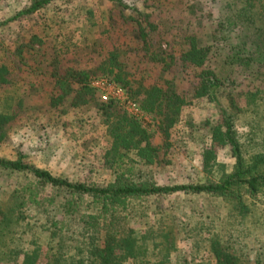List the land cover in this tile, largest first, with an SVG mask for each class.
<instances>
[{"label":"trees","instance_id":"16d2710c","mask_svg":"<svg viewBox=\"0 0 264 264\" xmlns=\"http://www.w3.org/2000/svg\"><path fill=\"white\" fill-rule=\"evenodd\" d=\"M57 1L28 0L12 15L0 17V29ZM108 1L122 10L132 9L134 32L151 52L157 28L152 12L124 0ZM221 1V17L211 33L187 28L181 38L176 34L178 52L173 48L167 57H151L166 73H173L175 65L193 73L190 91L180 89L176 76L152 84L134 78L117 46L98 51L96 67L62 66L61 53L80 44H57L59 53L45 71L57 94L50 106L56 109L68 101L74 109H95L108 140L100 162L113 180L104 185L74 181L32 164L21 152L13 158L0 155V179L7 181L0 193V264H264V246L250 253L251 242L257 243L260 231L264 235V208L259 205L264 198V84L257 83L264 77V0ZM87 13L94 16L92 9ZM44 29L49 36V27ZM38 38L32 34L27 43L18 35L14 48L5 50L0 88L14 83L8 52L25 64V48ZM218 53L225 56L217 64ZM99 77L122 87L143 112L159 115V130L168 138L172 130L187 124L195 101L205 103L209 113L212 104L213 114L202 115L187 132L190 138L202 137L199 179L157 182L151 168L160 148L141 120L119 101L98 99L92 82ZM239 77L251 80L241 89ZM10 108L6 101L0 111V142L15 118ZM222 152L230 162L220 158ZM177 194L214 201L213 214L202 211H210V221L191 226L201 238L188 240L187 256L180 249L182 230L166 221L163 210L148 205L153 198Z\"/></svg>","mask_w":264,"mask_h":264},{"label":"rangeland","instance_id":"374dc122","mask_svg":"<svg viewBox=\"0 0 264 264\" xmlns=\"http://www.w3.org/2000/svg\"><path fill=\"white\" fill-rule=\"evenodd\" d=\"M124 1L129 6L145 7L152 12L151 21L155 22L157 28L151 36L155 43L150 47L151 52H146L148 49L143 47V42L134 32V23L130 19L132 9L122 10L108 0H60L45 11L24 17L0 29V59L5 55L6 49L14 48V40L18 35L25 36L27 43H30L32 34L39 37L35 39L33 45L26 46L25 64L20 65L16 58L14 59L12 51L8 52L10 60L13 61L11 67L14 70V83L0 88V111H3L4 103L8 101L11 107L8 112L13 113L15 118L7 125V137L0 142V155L13 158L21 152L28 156L27 160L32 164L74 181L104 185L113 180L111 172L100 162L108 140L101 129L95 109L89 105L79 109L71 108L68 99L56 109L50 106L52 95H55L56 91L53 89L52 79L45 71L49 70L52 58L59 53L57 44H80L76 49L71 47L67 54L61 53L62 66L69 64L96 67L100 63L97 52H107L117 46L134 78H144L147 84H152L162 83L164 79L176 76L181 90H191L193 73L181 72L182 68L178 65L174 66L176 69H173V73H166L163 71V64L152 60L151 57L156 55L167 57L173 48L178 52L176 34L181 38L186 34L184 32L187 28L205 35L211 33L221 17L222 1ZM27 4L28 0H0V17L2 19L8 17ZM88 9L93 10V17L88 15ZM46 27H49V36L43 31ZM180 29L182 31L178 33ZM85 38L89 39L88 43L83 42ZM94 42L96 45L92 46ZM180 42L181 39L179 44ZM220 53L217 56V64L225 56ZM261 70L264 73L263 66ZM97 79L109 80L106 77L94 80ZM239 80L242 89L251 78L239 77ZM257 83L264 84V77L257 80ZM92 86L97 90L98 99L104 101L103 90L93 84ZM122 106L130 112L124 105ZM192 106L193 109H189L187 113L189 116L187 126L172 130L170 138L159 130L161 123L159 115L142 111L143 115L137 116L152 135L153 144L160 148L158 162L151 168L159 184L190 183L199 179L202 137L190 138L187 132L194 130V124H198V119H201L202 115L209 114L210 117L213 114V107L212 104L209 105L211 108L209 113L205 103L195 101ZM220 158L228 162L231 160L227 152H222ZM6 185L7 181L0 179V193L1 187ZM261 198L259 205L264 208V198ZM210 204H214V201L206 197L182 194L153 198L148 203L157 211L163 210L166 221L170 224L175 223L178 229L182 230L179 237L180 249L186 256L188 252L185 247L188 240L193 242L201 238L200 235H196L195 230H191V226L198 221H210L207 218L210 211L202 212L211 210L213 214V207L211 208ZM249 239L253 238L249 237L248 241ZM250 246L251 255L264 246V235L261 231L257 243L251 242Z\"/></svg>","mask_w":264,"mask_h":264},{"label":"built area","instance_id":"2783aa9c","mask_svg":"<svg viewBox=\"0 0 264 264\" xmlns=\"http://www.w3.org/2000/svg\"><path fill=\"white\" fill-rule=\"evenodd\" d=\"M92 84L103 90L102 99L104 101H107L109 99H115L119 101L122 105H124L134 115L138 117L143 115V112L138 106V104L129 99L122 87L105 79L94 80Z\"/></svg>","mask_w":264,"mask_h":264}]
</instances>
